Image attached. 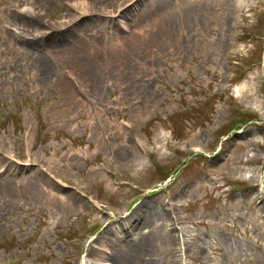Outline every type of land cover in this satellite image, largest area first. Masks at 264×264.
<instances>
[{"label":"rangeland","instance_id":"374dc122","mask_svg":"<svg viewBox=\"0 0 264 264\" xmlns=\"http://www.w3.org/2000/svg\"><path fill=\"white\" fill-rule=\"evenodd\" d=\"M96 262L264 264V0H0V264Z\"/></svg>","mask_w":264,"mask_h":264},{"label":"bare ground","instance_id":"6f19581e","mask_svg":"<svg viewBox=\"0 0 264 264\" xmlns=\"http://www.w3.org/2000/svg\"><path fill=\"white\" fill-rule=\"evenodd\" d=\"M131 7H134V5L131 4ZM165 9H166V4L163 3L162 6H161V8L158 10V12L155 13V16L152 15V17H157V15L164 13V12H165ZM161 17H162L163 21H166V20L164 19V17H165L164 14H163ZM72 49L75 50L76 52H80V51H81V49H79L77 46L72 47ZM178 236H179L180 239H181L180 250H181V253H182V256H183V259H184V251H183V250H184V247H183V236H182V234H179ZM96 264H101V263H100V262H96ZM183 264H186V263L183 262Z\"/></svg>","mask_w":264,"mask_h":264}]
</instances>
